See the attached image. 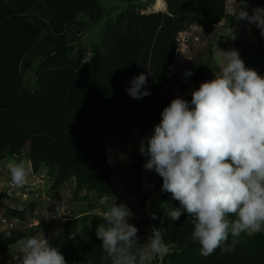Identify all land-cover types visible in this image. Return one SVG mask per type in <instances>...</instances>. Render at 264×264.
<instances>
[{
	"label": "trees",
	"instance_id": "trees-1",
	"mask_svg": "<svg viewBox=\"0 0 264 264\" xmlns=\"http://www.w3.org/2000/svg\"><path fill=\"white\" fill-rule=\"evenodd\" d=\"M120 1L130 5L134 0ZM169 14L141 15L131 11L111 25L96 51L99 65L88 69L65 56L39 77L37 91L29 95L21 80V69L49 59L81 40L79 19L99 21L100 10L92 0H0V162L5 153L20 159L28 147L33 173L48 167L55 173L54 188L75 181L74 196L86 193L96 199L120 200L111 184L105 143L100 133L128 134L134 117L142 142L160 123L165 101L159 87L167 83L174 63L175 40L188 25L214 27L227 20L225 0H164ZM256 4L264 0H236ZM149 70L151 74H149ZM145 74L150 95L136 100L126 89L130 81ZM0 194V210L4 208ZM171 199L168 210L179 208ZM26 210H10V218L28 223ZM165 214L160 230L171 251L188 257L179 264H264V239L257 247L235 246L207 258L191 239L193 226L187 213L179 221ZM234 218V217H232ZM31 219V220H32ZM102 240L95 230L85 229L60 248L66 264H106ZM16 241L0 244V253ZM247 245V246H246ZM110 264V262H108Z\"/></svg>",
	"mask_w": 264,
	"mask_h": 264
},
{
	"label": "clouds",
	"instance_id": "clouds-1",
	"mask_svg": "<svg viewBox=\"0 0 264 264\" xmlns=\"http://www.w3.org/2000/svg\"><path fill=\"white\" fill-rule=\"evenodd\" d=\"M234 16L255 24L264 36V8L253 9L252 15L236 10ZM222 53L220 74L192 91L190 103L173 99L140 147L149 157L145 169L158 174L162 191L180 204L167 215L179 221L182 214H188L191 239L205 258L217 249L234 250L242 234L264 231V77L246 67L238 51ZM130 83L126 92L132 98L150 95L143 90L145 74ZM8 171L17 188L27 184L29 169L24 161L9 163ZM63 209L61 202L57 214L63 215ZM25 215L31 221L30 212ZM131 216L130 209L117 205L115 198L103 213L105 223L96 235L103 242L106 264H151L155 257L168 253L162 231L155 228L147 244L139 245L138 228L127 222ZM16 246L21 254L19 264H66L44 236L18 239Z\"/></svg>",
	"mask_w": 264,
	"mask_h": 264
},
{
	"label": "rangeland",
	"instance_id": "rangeland-1",
	"mask_svg": "<svg viewBox=\"0 0 264 264\" xmlns=\"http://www.w3.org/2000/svg\"><path fill=\"white\" fill-rule=\"evenodd\" d=\"M92 1L100 10L99 21L95 23L90 18L79 19V43L68 46L49 59L37 61L30 69L22 67L21 80L29 95L37 91L42 73L65 56L80 61L88 69L99 65L96 51L102 46L109 27L116 25L129 12L136 11L141 15L169 14L164 0L162 9L156 6L159 0H134L130 5H120V1L113 0ZM225 1L229 17L227 20L213 28L203 24L188 25L178 33L174 63L169 68L168 81L159 87L161 97L168 103L175 98H182L190 103L192 91L198 90L202 83L215 79L216 74H220L219 60L224 59L222 51H238L245 66L264 77V36L255 24L237 20L234 16L236 10L240 9L252 15L253 9L264 8V1L256 4ZM187 72L192 75L186 76ZM128 123V134L124 139L116 132L103 131L100 135L112 169L111 184L120 199L115 202L130 209L132 216L127 222L138 228V244L144 245L153 228L160 230L172 196L162 191V178L154 171L145 169L146 163L138 149L139 128L134 117ZM20 161H24L29 169L28 182L24 187L17 188L11 183L8 165ZM55 177V173L48 167H43L39 173H33L28 147L20 159L5 153V159L0 162V194L4 205L0 210V244L37 235L44 236L52 247L59 250L64 243L85 229L96 231L105 223L103 213L108 210L112 200H100L92 195L84 200L86 193L76 198L75 181L64 187L54 188ZM61 202L64 204L63 215H58L56 209ZM27 206L33 211L31 221L24 224L10 218V210L22 211ZM153 216L156 218L153 219ZM261 239H264V231L252 235L242 234L235 246H245L248 243L256 248ZM168 247V253L162 258L155 257L151 264H179L189 256L188 253L182 256L181 252L171 251V246ZM20 255L16 244L12 245L0 253V264H19Z\"/></svg>",
	"mask_w": 264,
	"mask_h": 264
},
{
	"label": "bare ground",
	"instance_id": "bare-ground-1",
	"mask_svg": "<svg viewBox=\"0 0 264 264\" xmlns=\"http://www.w3.org/2000/svg\"><path fill=\"white\" fill-rule=\"evenodd\" d=\"M162 2H163V0H159V1H157V3H156V6L158 7V8H164V5L162 4Z\"/></svg>",
	"mask_w": 264,
	"mask_h": 264
}]
</instances>
